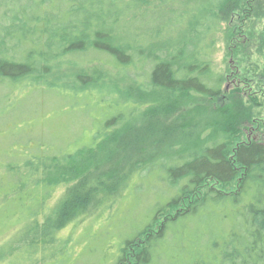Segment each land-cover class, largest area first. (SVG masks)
Instances as JSON below:
<instances>
[{
  "label": "trees",
  "instance_id": "obj_1",
  "mask_svg": "<svg viewBox=\"0 0 264 264\" xmlns=\"http://www.w3.org/2000/svg\"><path fill=\"white\" fill-rule=\"evenodd\" d=\"M3 2L0 83L30 86L35 78L50 76L52 80L43 78L44 86L74 96L96 95L113 112L94 134L90 147L64 157L33 154L19 164H4L0 188H6L0 193V204L8 200L21 206V219L32 224L28 230L35 229L45 213L57 182L21 171L19 165L36 168L53 158L76 161L83 150L94 148L138 106L130 90L122 86L124 73L103 70L108 61L114 68L133 73L138 90L145 86L177 98L202 99L223 93L222 77L212 63L214 33L219 23L228 20L232 0ZM246 2L249 7L250 0ZM11 51L19 52L20 57L9 55ZM101 55L109 60L100 61ZM63 68L68 71L61 76ZM138 77H142L140 82ZM238 120H232L235 126ZM233 139L231 133L221 132L190 150L152 161L142 174L136 173L137 181L124 198H136L145 181L144 192L153 197L150 216L134 229L132 237L120 240L111 264H126V252L133 247L130 264H264V141L239 142L230 150ZM207 179L222 185L236 182L237 189L222 192L210 188L200 199L163 217ZM85 229L90 232V226ZM57 242L61 239L49 234L28 246L25 256H43ZM106 249L101 258L107 257Z\"/></svg>",
  "mask_w": 264,
  "mask_h": 264
},
{
  "label": "rangeland",
  "instance_id": "obj_2",
  "mask_svg": "<svg viewBox=\"0 0 264 264\" xmlns=\"http://www.w3.org/2000/svg\"><path fill=\"white\" fill-rule=\"evenodd\" d=\"M246 1L232 0L228 20L215 29L212 63L222 77L223 91L218 97L177 98L145 86L138 90L133 73L114 68L108 61L103 70L124 73L122 86L135 98L136 110L110 128L94 148L83 150L76 161L53 158L36 168L19 165L21 171L37 178L56 180L57 186L35 229L28 230L30 220L21 219V206L8 200L0 204V264H111L120 240L132 237L134 229L150 216L153 197L144 192L145 181L136 198H124L137 181L136 173L148 163L178 155L225 131L234 138L230 150L239 142L264 141V0H250L249 7ZM4 8L0 0V13ZM8 54L20 57L19 52ZM100 58L109 60L104 55ZM66 71L63 68L60 75ZM49 77L35 78L30 86L0 83V174L4 164H19L33 154L64 157L90 147L94 134L113 114L96 95L74 96L44 86L43 80ZM236 118L237 126L232 122ZM237 185L207 179L163 217L200 199L210 188L233 192ZM49 234L61 242L48 246L43 256H25L28 246ZM106 246L107 257L101 258ZM133 251L134 247L126 252V264L132 261Z\"/></svg>",
  "mask_w": 264,
  "mask_h": 264
}]
</instances>
